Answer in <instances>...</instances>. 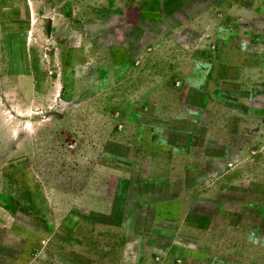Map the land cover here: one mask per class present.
Returning <instances> with one entry per match:
<instances>
[{"label":"rangeland","instance_id":"rangeland-1","mask_svg":"<svg viewBox=\"0 0 264 264\" xmlns=\"http://www.w3.org/2000/svg\"><path fill=\"white\" fill-rule=\"evenodd\" d=\"M0 264H264V0H0Z\"/></svg>","mask_w":264,"mask_h":264},{"label":"crops","instance_id":"crops-1","mask_svg":"<svg viewBox=\"0 0 264 264\" xmlns=\"http://www.w3.org/2000/svg\"><path fill=\"white\" fill-rule=\"evenodd\" d=\"M17 92L18 93H16L15 96H18V99H21V100H25L26 97L30 96V93H27L25 90L24 91L18 90ZM9 95H13V93H10L8 91H3L4 98H8ZM24 112L25 110L22 111V114H25ZM19 126L20 128H23V123L19 124Z\"/></svg>","mask_w":264,"mask_h":264}]
</instances>
